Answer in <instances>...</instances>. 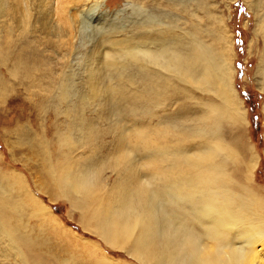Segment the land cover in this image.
<instances>
[{"label":"rangeland","instance_id":"rangeland-1","mask_svg":"<svg viewBox=\"0 0 264 264\" xmlns=\"http://www.w3.org/2000/svg\"><path fill=\"white\" fill-rule=\"evenodd\" d=\"M47 2L10 0L15 21L0 0V202L20 239L0 225V264H170L134 241L150 229L158 253L210 164L264 231V0H67L69 24L50 14L60 39ZM175 52L194 73L166 62ZM211 57L228 66L237 111ZM229 232L240 249L264 237Z\"/></svg>","mask_w":264,"mask_h":264},{"label":"bare ground","instance_id":"bare-ground-1","mask_svg":"<svg viewBox=\"0 0 264 264\" xmlns=\"http://www.w3.org/2000/svg\"><path fill=\"white\" fill-rule=\"evenodd\" d=\"M66 1L67 0H56L55 7H53L51 5L52 4L51 2H47L45 7H43L40 10V12L43 11L45 17L47 15L49 17V19H47L48 17L46 18L47 23H45L44 26H46L48 28L47 30H48V33L51 34V37L54 36V37L60 39L61 37L66 36V30H65L66 25H65V23H63V21H65L67 24H69L71 22L70 21L71 15L69 14L68 5H67L68 3ZM9 3H10V0H7V5ZM4 10H2V11H4ZM8 10H9V12H8L9 14L7 13ZM8 10L5 12L6 15H9L13 20L17 19L16 16L18 13L15 11H18V10L16 8H13L11 5H8ZM51 11L54 12V14H56V17L62 16L63 21H61L62 19L60 18L61 20L58 19L56 24L54 23V25H53L52 23L54 21L53 22L50 21ZM12 19H10V20H12ZM18 20H19V18H18ZM15 48H16V46H15ZM199 49L200 48H198V49L195 48L194 56H192L195 61L202 56V55L199 56V52L201 51V49H200V51H199ZM23 57H24V55H23ZM135 57L137 58V55ZM209 57L207 59H205V58L204 59L209 60ZM190 61L193 62L192 59H190V60L185 59L184 60L183 56L181 54H179L178 52H175L173 54L171 53L166 58V62L169 65H172L173 67L176 66L182 72L184 70L185 73H187V71L193 70L194 64H192V62H190ZM210 61H211L210 63H212L211 65H215L216 69L218 68V70H219L217 72V75H218L217 79L218 80H216L218 82L217 88H218L219 92H220V90H222V92H223L222 97L226 101H229L231 105L235 106L236 102L233 100V93H232V92H234V89L232 87L231 82L229 81L230 72H229L227 64H225L223 61L222 65L220 64L221 66H219V65L217 66L216 61H215V64L213 63L212 57L210 58ZM185 65L188 68H186ZM260 66L261 65L259 63L258 69H260V71H262V68L264 67V65L262 66V68H260ZM190 69H192V70H190ZM209 69H210V66H209ZM191 73H194V72L192 71ZM211 79H212V76H211ZM235 109L237 111L236 106H235ZM214 153L216 154V152L213 151V152H211L210 155H214ZM203 168L206 170H204L203 172L200 171V172L196 173V176H195V178L197 177V180L195 179L196 185H193V186L197 187L198 190L196 191V193L194 192V194L191 195L190 199L188 200L190 203L189 205L192 204V206L190 208H192L191 211H193V212H189V211L187 212V211L175 208L177 210L173 211V212H175V214L173 213L174 217H172V218H175L174 220H176L175 226H173L174 221H171V223L168 225H170V227L172 226L173 230H171L169 227L168 228L166 227L167 228L166 229L167 235L164 237V240H162L161 242L158 243V247L155 244L156 249L158 248V250H157L158 253L155 252V254H154L153 252L148 251V250H150L149 249L150 246H152V247L154 246V244L151 243L153 241V238H152V235L150 234V232H151L150 229L146 230V233H140L141 235H139L137 237V239L135 238L136 240L134 241V248H133L134 252L136 254H138V253L141 254L145 251L149 254L151 259H153V257L154 258L156 257L158 262H160L159 260L160 259L162 260V258H164V259L168 258L170 264H264V258H263L264 241L262 240L264 237L262 239H261V237L259 238L260 234L264 235L263 229L258 227L259 225L257 226V225L249 224V221L247 219L246 214H243V208L241 205L242 203L237 201V204H235L234 203V201H236V200H234L235 198L231 197L230 195H228V193H226L225 183H224L226 180H225V176H224L223 172L221 171L220 167L217 164H210L208 167L204 166ZM46 177L48 180L51 179V176L49 174H46ZM223 180H224V182H223ZM3 182H4V180H3ZM8 183H9L8 180L4 182L5 185H7ZM48 186H49V184H48ZM7 187H8V185H7ZM157 193H160V192H157ZM160 194H163V193L161 192ZM164 194H166V193L164 192ZM8 195H9V193H8ZM178 195L179 194L177 193V196ZM163 196L164 195H162L161 198ZM166 196H167V194H166ZM227 196L229 198H227ZM27 197L29 198V200L33 201L34 203H37V201L34 198H32L29 194H27ZM157 197H159V196H157ZM168 198H169V196H168ZM170 198H173V197H170ZM163 200L166 201L164 199V197H163ZM6 205H7V203H5L3 201L0 202V225H1V229L3 232L5 231L8 236H10L9 238L12 239L11 241H13L17 245H19L20 239L16 238V235L14 234L13 229H12L13 226H10V224H9V222H12V221H9V218L11 216H8L6 213L7 208H8V206L6 207ZM149 207H150V205H149ZM146 212H147V216L152 219V217L149 216V214L151 213V209L149 208ZM146 212H143V214L146 215ZM195 212H196V214H194ZM96 217L98 219L97 222L100 225H103L104 227L110 226L109 223L105 224L101 213L96 214ZM155 219H154V221H155ZM151 222H152V220H151ZM140 223H141V221H140ZM194 224H196V227H197L196 229H194L195 228ZM156 225H157V223H156ZM243 225H246L248 230H253L254 232H257L259 241L260 242H261V240L263 241V243H261V246H259L260 248L255 249L256 245L260 243L259 242L256 244V242H258V241H256L257 239L254 238V237H256L255 234L253 235L254 237L251 236V239L245 238L242 240V241H244V243L246 242V244H247V245H245L246 247L249 246L247 248L245 247L243 249H240L238 246L233 244V240L235 241V239L230 234H228V233H230L229 231L231 230V228L233 226H238V228H240V226L242 227ZM159 228H161V227H159ZM112 230L114 232L113 234H118L119 232H121L120 228L119 227L117 228V225H113ZM167 230H168V232H167ZM142 234H144V235H142ZM149 236H151V237L149 238ZM147 240H148L149 245L151 243L150 246L146 245ZM205 240L207 242H204ZM145 249H147V250H145ZM165 262H167V261H165Z\"/></svg>","mask_w":264,"mask_h":264}]
</instances>
